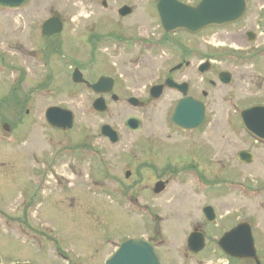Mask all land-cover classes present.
Instances as JSON below:
<instances>
[{
    "label": "rangeland",
    "instance_id": "obj_1",
    "mask_svg": "<svg viewBox=\"0 0 264 264\" xmlns=\"http://www.w3.org/2000/svg\"><path fill=\"white\" fill-rule=\"evenodd\" d=\"M117 5L111 1L104 10L99 3L90 7L87 0H32L16 10L0 8V209L15 215L9 221L11 228L2 226L4 219H0V264L15 260L54 264L49 260L61 259L54 257L56 246L73 261L102 264L120 241L132 236L155 244L161 240L166 245L157 250L162 264H179L186 258L184 251L175 247L184 243L194 223H200L208 244L185 264H222L214 238L244 220L254 225L261 255L264 145L245 133L238 112L250 103H264V91L254 86L239 90L234 83L213 88L206 82L212 74L203 77L205 82L200 76L206 120L199 132L176 130L170 115L179 95L166 89L157 100L148 95L151 85L163 83L161 72L166 62L159 56L140 60L143 66L130 63L125 73L122 64L127 54L117 57L111 53V44L92 43L107 29L101 24L104 20L111 25L117 20L112 12ZM141 5L149 10L150 3ZM54 15L63 23L61 33L51 38L41 35V23ZM147 30L145 36L155 35L152 29ZM224 35L218 30L200 33V60L233 50L235 45ZM94 44L99 47L91 54ZM134 59L140 56L136 54ZM260 61L257 71L264 75V59ZM229 66L228 60L215 62L213 71ZM74 67L89 81L114 77L117 100L106 96L105 111L95 112L91 106L97 95L72 83ZM151 68H160V73ZM129 97L142 104L129 105ZM49 106L72 112V127L65 131L49 128L43 116ZM129 115L141 117L139 132L124 127ZM4 123L7 132L2 130ZM103 124L117 132L116 144L100 134ZM138 138L146 144L137 145ZM243 149L253 154L250 166L236 160ZM187 166L196 168L183 170ZM162 169L182 170L178 174L182 181L170 182L156 197L153 181L163 175ZM126 171H130L128 178ZM231 180L243 187L235 183L226 187ZM214 185L220 186V191L215 192ZM122 191L128 192L124 198H120ZM205 205L212 206L216 214L211 225L203 223L201 209ZM24 212L39 237L16 230L15 223H30ZM106 240L111 242L106 244Z\"/></svg>",
    "mask_w": 264,
    "mask_h": 264
},
{
    "label": "flooded vegetation",
    "instance_id": "obj_2",
    "mask_svg": "<svg viewBox=\"0 0 264 264\" xmlns=\"http://www.w3.org/2000/svg\"><path fill=\"white\" fill-rule=\"evenodd\" d=\"M111 1L118 3L116 8L112 11L117 15V20L115 19L112 21V25L109 21L104 20L101 24H104V28L107 29H104L103 33L101 32L103 34L102 37H95L96 41L93 40L92 43H98V40H101L104 43L107 42L111 44V53L116 54L117 57L127 54L126 63L122 64V71L125 73L127 68H129L130 63L131 66L140 65L141 67L143 64L142 62L139 64L140 60L143 61L144 59H147L149 61V59L153 60L156 58L155 56H159V58L162 59L161 62H166L164 63L161 72L165 76L164 81L169 80L168 82L172 84L183 85L185 90H187L188 96L200 101V63L202 62V60H200V31L195 33L183 30L164 31L161 28L160 20L156 12V3L158 0H87L90 7H95L97 3H99L104 10L108 9ZM143 1H146V4L150 3V6L148 5L149 10L146 9V6L141 5ZM177 1L195 6L200 0H195L193 3H189L187 0ZM123 7L126 8L120 12V9ZM152 12L155 14V18L150 19L148 17L151 16ZM116 27L117 30L115 29ZM147 28L155 31V35L152 33L151 36H145L148 35L147 33L149 32V30L146 32ZM111 30H114V32H111ZM211 30L224 31V37L229 39L235 47L229 52L231 55L229 68L213 71L216 60H204H209L211 62L208 66L207 72L201 74L202 76L212 74V78H207V82L214 87L226 86V84L221 82L219 77L220 72L223 71L230 73L228 76L223 77V79L230 80L239 90L243 88L246 91L249 87L251 88V86H254L264 91V75H261L257 71L261 66L260 60L264 59V0H245L244 13L238 19L232 23L208 29V31ZM125 34H128L129 37ZM93 36L94 35H91V37ZM243 44L245 46H243ZM97 46L99 47L98 44L93 45V49L91 50L93 52L91 54L98 49ZM136 54L140 56V59H134ZM128 55L134 57L128 58ZM219 63L222 62L219 61ZM161 64L162 63L157 64L156 66L158 67ZM160 68L151 69L159 74ZM203 81L204 79H202V82ZM116 82L117 80L115 81V85ZM167 91L172 94H178L179 98L181 97V94L176 89L167 88ZM136 143L137 145L138 143L141 145L146 144L142 138H138ZM152 152L150 155L154 156L155 152ZM241 165L248 166L247 164L242 163ZM191 167L196 168V166ZM161 173H163V175L156 176L153 184L157 181H165V186H167L172 181L178 183L182 181L181 178H178V171L175 169H162ZM262 188L263 187H258V190H261ZM13 216L15 215H1L0 219H4V222H2L1 225L10 227L12 224L10 225L9 221L14 220ZM23 216L30 223H22L25 227L21 224L15 223L16 230L27 235L30 234L34 237L38 236L37 232H35L37 228L30 225L33 223H31L28 214L24 212ZM203 223H206V221ZM236 223L237 222L232 226ZM227 229H223L217 239ZM191 231H194L195 235L200 234V231L204 232L200 227V223L192 224L188 234ZM204 234L205 237H207L205 232ZM214 239L215 250L218 251L221 257L226 259L222 264H255L253 260H238L235 258L224 257L217 247V239ZM207 243L208 242L205 244L207 245ZM181 246L184 248L183 250L187 252L186 255H195L188 252L187 239L185 244H182ZM54 253V257L61 258L49 260L55 262L54 264H81L83 262L68 260L67 253H62L59 248H55ZM260 259L259 264H263L264 259L262 258V255H260ZM219 260L220 259L217 258V261ZM91 261H93V259H91ZM172 262L173 261H171L170 264ZM180 264H185V261H182Z\"/></svg>",
    "mask_w": 264,
    "mask_h": 264
},
{
    "label": "water",
    "instance_id": "obj_3",
    "mask_svg": "<svg viewBox=\"0 0 264 264\" xmlns=\"http://www.w3.org/2000/svg\"><path fill=\"white\" fill-rule=\"evenodd\" d=\"M31 0H0V7L6 9H16L29 3ZM234 5L238 7L236 9ZM244 0H200L196 7L187 6L176 0H159L156 11L164 30L184 29L197 31L203 28L220 25L229 22L242 13ZM235 10V11H233ZM43 35H52L62 29V23L57 17L46 19L41 26ZM221 77L226 75L220 74ZM72 80L75 83H86L95 93L105 94L112 91L113 80L108 77H100L95 83L89 84L82 79L81 73L75 69L72 73ZM181 89V87H179ZM162 91L161 86L152 87L150 94L157 98ZM184 92L183 89H181ZM115 98V96H114ZM130 103L137 106V100L131 98ZM93 108L97 111L105 109L102 97L97 98L93 103ZM205 107L191 97L180 99L172 115V123L182 129H195L201 125L205 118ZM245 129L255 137L264 140V106H254L243 110L240 113ZM48 124L52 127L66 130L72 126L73 115L70 111L57 106L49 107L45 112ZM124 126L130 131H138L141 128V120L138 116H128L124 120ZM5 128V127H4ZM101 134L109 138L114 143L117 140L116 132L107 124L101 126ZM246 162L250 161L249 155L241 152L239 158ZM128 175V173H126ZM161 189V184H157L155 191ZM206 217L211 220V208L205 207ZM224 251L231 256L240 258H251L255 256L253 239L250 228L247 224L241 223L235 228L223 234L220 239ZM202 247V239L197 251ZM105 264H159L157 256L152 246L142 239H129L119 245L117 250L110 256Z\"/></svg>",
    "mask_w": 264,
    "mask_h": 264
}]
</instances>
